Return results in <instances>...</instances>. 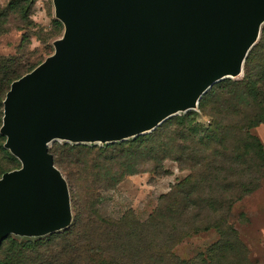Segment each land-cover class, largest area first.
<instances>
[{"label":"water","instance_id":"water-1","mask_svg":"<svg viewBox=\"0 0 264 264\" xmlns=\"http://www.w3.org/2000/svg\"><path fill=\"white\" fill-rule=\"evenodd\" d=\"M63 26L53 52L2 99L0 243L70 221L66 183L47 142L114 141L150 130L224 76H235L264 0H51Z\"/></svg>","mask_w":264,"mask_h":264},{"label":"trees","instance_id":"trees-1","mask_svg":"<svg viewBox=\"0 0 264 264\" xmlns=\"http://www.w3.org/2000/svg\"><path fill=\"white\" fill-rule=\"evenodd\" d=\"M35 1L7 0L0 4V35L10 30L22 31V42L26 36L23 34L25 28L35 25L30 18ZM10 16L23 24L10 25ZM51 22L55 27L62 25L56 18ZM258 31L257 41L255 38L243 58L242 77L212 83L197 99L196 108L210 119L206 127L197 124L190 111L171 117L164 125H156L149 133L120 139L102 149L104 154L100 161L105 164L142 156L145 161L153 160L155 169L160 160L174 154L172 159L180 167L190 170L159 197L158 204L145 220L133 219L128 211L116 221L107 222L101 219L94 202L87 201V211L91 213L87 216L94 214L101 219L93 222L95 230L100 233L94 237L93 232L89 237L88 233L82 232L81 237L76 229L81 203L78 199L74 202L72 223L69 221L62 231H52L44 239L24 242L7 235L0 243V264H87V256L95 252L104 256L99 264H187L173 254V246L184 237L209 228L216 229L222 240L217 242L218 248L234 244V230L225 225V214L241 196L259 186L264 168L263 145L251 132L256 125L264 124V24ZM38 64L25 68L20 65L18 57L0 54V118L2 99L9 84ZM4 138L0 134V175L20 165L17 158L3 147ZM83 146L48 148L53 165L59 170L65 162L71 167L79 163L78 157L64 154L61 147L71 152ZM107 147L109 151H105ZM82 166L85 177H97L104 168L96 161ZM68 174V177L72 176L70 169Z\"/></svg>","mask_w":264,"mask_h":264},{"label":"rangeland","instance_id":"rangeland-1","mask_svg":"<svg viewBox=\"0 0 264 264\" xmlns=\"http://www.w3.org/2000/svg\"><path fill=\"white\" fill-rule=\"evenodd\" d=\"M30 18L33 19L35 25L25 28L23 34L26 36L22 42H20L22 31H16L11 36L4 35L0 38V54L18 57L20 65H25V68L38 64L50 55L53 52L52 41L62 34V25L55 27L51 22L52 19H55L51 0H36L31 9ZM9 23L10 25H19L22 22L10 16ZM263 24L264 19L259 28ZM258 37L259 31L255 42ZM41 40L43 42H40ZM241 77L242 65L240 72L235 76H224L214 83L224 78L240 79ZM190 111L194 113L197 124L202 127L209 124V117L202 115L196 106L191 109L176 111L159 124L164 125L171 117L182 116ZM152 129L145 130L140 134L149 133ZM251 132L259 138L264 148V124L256 125L251 129ZM135 136H128L124 140ZM119 141L72 142L61 138H52L47 142V147L50 149L54 146L84 145L71 152H68L65 147H61L64 154L71 153L74 154L73 158L78 157L79 163L73 164L71 167L65 162L62 165L63 168L59 169L69 193L70 224L74 217V202L76 203L78 199L81 202L76 227L81 237L82 232L88 233L89 237L92 236L93 232H95L94 237L98 232L100 233V230H95L96 224L94 225L93 222L101 221V219L107 220V222L116 221L123 213L128 211H130L133 219L145 220L158 204L159 197L167 193L174 183L190 173L188 168L180 167L172 159L174 154L160 160L159 166L155 169H153L155 162L153 160L145 161L142 156L133 159H119L116 162L111 161L106 164L102 163L100 161L102 154H104L102 149L104 150L109 143H118ZM109 150L108 148L105 151ZM92 161L103 164L104 168L100 169V174L97 177L94 175L85 177L82 165L83 163L88 165ZM69 169L72 173L71 177H68ZM261 171L258 180L259 186L254 191L241 196L225 214V225L232 227L234 230V244L218 248L217 242L222 240H220L216 229L209 228L206 231H198L184 237L173 246V254L177 258L187 261V264H264V168ZM78 175L79 177L75 179V176ZM87 201L94 202L93 206L99 210L101 219L96 218L94 214L87 216L91 214L87 211ZM208 215L210 213H207ZM215 218L216 215L213 219L210 217L212 219L210 222ZM185 221H187V218H185ZM178 222L180 223V221ZM190 222L192 223L191 220ZM63 229L53 232H60ZM53 232L41 236L14 233L9 234V236L18 242H24L26 240L44 239ZM102 260H104V256L100 252L87 256V264H99Z\"/></svg>","mask_w":264,"mask_h":264},{"label":"crops","instance_id":"crops-1","mask_svg":"<svg viewBox=\"0 0 264 264\" xmlns=\"http://www.w3.org/2000/svg\"><path fill=\"white\" fill-rule=\"evenodd\" d=\"M6 1H7V0H0V4H3V3H5ZM31 19H32V18H31ZM32 20H33V19H32ZM15 32H16L15 30H10L9 32L0 35V38H1L2 36H4V35L11 36V35L15 34Z\"/></svg>","mask_w":264,"mask_h":264}]
</instances>
